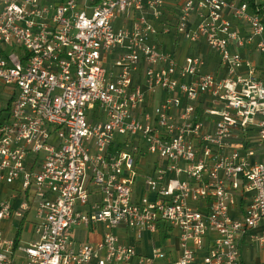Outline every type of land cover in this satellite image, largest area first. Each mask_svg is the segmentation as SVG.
Segmentation results:
<instances>
[{"label":"built area","instance_id":"1","mask_svg":"<svg viewBox=\"0 0 264 264\" xmlns=\"http://www.w3.org/2000/svg\"><path fill=\"white\" fill-rule=\"evenodd\" d=\"M0 102V264H241L243 241L264 246V0H0ZM145 234L178 254L140 253Z\"/></svg>","mask_w":264,"mask_h":264},{"label":"crops","instance_id":"2","mask_svg":"<svg viewBox=\"0 0 264 264\" xmlns=\"http://www.w3.org/2000/svg\"><path fill=\"white\" fill-rule=\"evenodd\" d=\"M170 38L166 37L165 40L166 39L170 40ZM158 39L159 40H163V39H161L159 37H158ZM248 48H250V46H248ZM246 51L247 50H243L242 51L243 52V56L245 58H248V59H250V60L255 62L256 57H254V53L250 55L249 53H246ZM215 61L216 60H214V62ZM256 65H257V63H256ZM258 69H259V67H258ZM143 189H144L143 186H141V185L137 186L136 187V192H137L136 196L140 194L139 191L143 192ZM248 196H249L248 194H245L244 198L239 200V204L241 206H244L247 203ZM15 224L16 223H15L14 220L13 221H6V222L2 223V227L4 228V230H5L7 235L11 236V235H14V233L16 234L15 231H17V230L15 228ZM19 228H21V240L22 241H28L30 239V237H31L30 236V231H29L30 228L28 226H23L22 227V225ZM254 231L257 232V233L264 232V224H261V225L257 226L254 229ZM24 233H28V237L26 239H24V237H23ZM101 234H102V228L100 226H98L96 232L95 231L92 232V231H90V230H88L87 228H84V227H79V228H74L72 230L71 236H72V238L74 240H77V241H96V240H98L101 237ZM118 234H119V236L122 239H124L126 241H131L130 235L125 233L123 230H119ZM80 237H84V240L80 239ZM154 244L160 245L164 250H166L167 252H169L173 256H176L178 254V243H177V239H176L175 236H169L166 239H163L162 236H160V235L151 236V235L145 234L143 239L137 244V249H138V251L140 253H149ZM252 245H254V244L246 242V241H243L241 243V248H240L241 264H245L243 262V258H242V248H245L246 250H248V249H250V247ZM260 248L264 249V246H260ZM261 262H264V255H263V258L262 257H256L255 261L250 263V264H258V263H261Z\"/></svg>","mask_w":264,"mask_h":264},{"label":"rangeland","instance_id":"3","mask_svg":"<svg viewBox=\"0 0 264 264\" xmlns=\"http://www.w3.org/2000/svg\"><path fill=\"white\" fill-rule=\"evenodd\" d=\"M172 4H173V2L171 1L169 3V5L167 6V13L164 16V19L166 21H169L170 25L173 24L174 17H175V13L174 14L172 13L173 12ZM119 20H120V18L114 22V26H119L118 25ZM166 37L170 38L169 36H160L159 38H161L163 40H159V39L158 40H159V42L163 41V43L167 46V48H170L171 45H173L172 42H173L174 38H172V39L170 38V40H167V39L165 40ZM176 45H177V47H179V50H177V52L179 54L178 57H180V58L186 54H190V53L197 51V47H198L196 44H190V43L180 41V40L176 41ZM200 50H201V52H203V49H200ZM245 50H247L246 53H249L250 55L254 53V57H256L255 62L257 63V66L259 65L258 66L259 67L258 72H259L260 67H262V64H261V61L259 59V55H258L257 51L252 49L251 47L247 48ZM203 56L206 60V66L208 65L209 69H213V67L215 66L214 60H217L215 55L213 53H211L210 51L208 52L207 50H204ZM4 104H5V102H4ZM4 104L0 102L1 107H4ZM147 159H148V161L152 162V161L156 160V156L153 154H148ZM23 237H24V239H26L28 237V233H24ZM80 239L84 240V237H80ZM253 244L254 245H252L250 247V249H248V250H246L245 248H242V258H243V262L245 264H250V263L254 262L256 257H262L263 258L264 249L260 248V246L256 243H253Z\"/></svg>","mask_w":264,"mask_h":264},{"label":"trees","instance_id":"4","mask_svg":"<svg viewBox=\"0 0 264 264\" xmlns=\"http://www.w3.org/2000/svg\"><path fill=\"white\" fill-rule=\"evenodd\" d=\"M20 235H21V228L17 229L15 237L18 238Z\"/></svg>","mask_w":264,"mask_h":264}]
</instances>
